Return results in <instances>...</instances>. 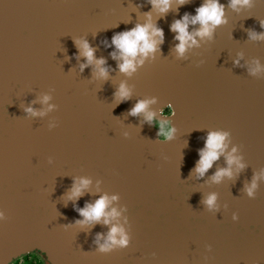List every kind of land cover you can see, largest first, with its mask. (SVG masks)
Segmentation results:
<instances>
[{
	"label": "water",
	"instance_id": "obj_1",
	"mask_svg": "<svg viewBox=\"0 0 264 264\" xmlns=\"http://www.w3.org/2000/svg\"><path fill=\"white\" fill-rule=\"evenodd\" d=\"M206 2L0 0V264L36 251L50 264H264V0H218L223 22L181 55L172 27L187 16L194 35ZM147 24L162 42L121 72L113 37ZM212 132L226 149L201 175ZM105 196L110 224L80 215Z\"/></svg>",
	"mask_w": 264,
	"mask_h": 264
},
{
	"label": "clouds",
	"instance_id": "obj_2",
	"mask_svg": "<svg viewBox=\"0 0 264 264\" xmlns=\"http://www.w3.org/2000/svg\"><path fill=\"white\" fill-rule=\"evenodd\" d=\"M183 2L184 0H181V3ZM152 3L155 7L163 5L161 10L167 11L170 5V0H152ZM249 3L250 0H231V7L236 8L238 5H248ZM223 16V6L219 4L218 0H207L203 6L197 9V15L191 20L192 24L199 23L201 26L200 30L194 35L188 32L189 20L187 16L184 17L183 21H176L172 27V31L178 33L176 39L180 41L176 47V51L183 55L187 47L197 43L195 39L196 36L201 38L205 36L210 37L213 29L223 22ZM157 36L161 38L160 42H162L163 31L160 29H153L151 24H147L137 25L131 31L122 32L113 37L112 43L120 51V59L123 60V63L119 65L120 71L129 74L132 71H135V60L138 55L142 54L146 57L149 53L156 51L158 42L155 40V37ZM82 48L83 55L87 58L89 64H91L95 59V50L87 42L83 43ZM113 58H115V56ZM105 63L106 61L103 59L96 61L99 75L101 77L107 78L108 73L106 69L102 67V65ZM140 63H143V61L141 60ZM119 95L123 98L130 97L129 91L123 85L120 87ZM45 101H47V97H45ZM149 103L152 102H138L132 109L131 114L135 116L145 112ZM28 111H31V109H28ZM164 115L171 118L174 115V109L172 107L167 108L164 112ZM147 119L152 121L154 119L153 114L149 113L147 115ZM156 127L163 130V135L161 137L163 140H168L173 136L174 130L170 123L165 124L156 122ZM226 138V133H209L206 140L205 149L200 153L201 158L196 168V171L200 172L201 175L207 172V170L212 167L213 162L218 160L220 155L224 153L226 149ZM233 152H235V149H233ZM227 161L229 166L237 164L239 167H243V165L239 164V160L234 156L229 155ZM223 176H231L230 169H222L218 171L215 175V180L219 182ZM88 183L89 181L87 180L81 181V184L84 187H87ZM255 187L256 185L253 183L252 187L248 189V194L250 196L253 194V189ZM75 194L77 196L81 194V189L79 187L76 188ZM113 199H115V197H113ZM215 200L216 197L211 196L207 199L206 203L211 208L215 205ZM108 203V198L106 196L102 197L94 205H88L85 209H82L80 211V215L89 221L100 222L103 219L104 224H110L111 220L118 217L119 213L115 209H113L110 214L106 213ZM117 235L122 236L123 229L113 226L108 237L109 241L112 243H119L121 245L127 243V237L117 241ZM15 264H50V262L47 260L46 254L36 251L28 255L21 256L15 261Z\"/></svg>",
	"mask_w": 264,
	"mask_h": 264
},
{
	"label": "flooded vegetation",
	"instance_id": "obj_3",
	"mask_svg": "<svg viewBox=\"0 0 264 264\" xmlns=\"http://www.w3.org/2000/svg\"><path fill=\"white\" fill-rule=\"evenodd\" d=\"M15 264V263H14Z\"/></svg>",
	"mask_w": 264,
	"mask_h": 264
}]
</instances>
